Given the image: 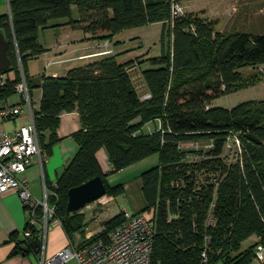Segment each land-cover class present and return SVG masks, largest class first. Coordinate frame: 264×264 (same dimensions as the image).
<instances>
[{"label":"trees","instance_id":"1","mask_svg":"<svg viewBox=\"0 0 264 264\" xmlns=\"http://www.w3.org/2000/svg\"><path fill=\"white\" fill-rule=\"evenodd\" d=\"M175 1L185 0H11V14L0 15V31L9 41L12 58L3 73L15 76L0 83V104L17 94L23 75L32 100L41 88L34 116L45 158L62 139L61 115L79 113L81 129L72 135L78 152L56 184L48 186L54 218L70 239L86 227L83 213L71 216L68 210L70 189L101 176L106 194L118 197L126 192L123 183L108 182L97 157L100 149L109 155L111 173L158 154L159 164L141 175L146 206L136 212L155 209L151 264H202L207 238L209 264H258L256 250L264 243V100L233 108L213 102L261 81L260 74L245 75L244 70L264 64V33H225L218 29V20L195 12L174 17ZM74 6L79 18L74 17ZM154 23H163L159 56L119 62L117 54H105L63 76L29 73V61L46 52L41 30L80 27L96 39L112 41L125 30ZM146 63L149 66L142 68ZM138 66L148 99L133 81L132 68ZM149 123L152 132L146 131ZM247 133L262 143L248 139ZM234 134L240 136L243 151L230 161L226 146ZM187 141H212L213 146L181 148ZM39 214H44L42 208ZM124 221L121 211L79 247L108 240ZM36 234L18 240L14 233L17 252L31 249ZM252 236L258 241L243 249Z\"/></svg>","mask_w":264,"mask_h":264},{"label":"crops","instance_id":"2","mask_svg":"<svg viewBox=\"0 0 264 264\" xmlns=\"http://www.w3.org/2000/svg\"><path fill=\"white\" fill-rule=\"evenodd\" d=\"M11 0H0V15L11 14ZM195 0H185L183 3L185 4L187 11L196 12L195 9ZM203 11V10H202ZM197 13V12H196ZM219 13L222 11H217L216 16L214 17L210 11H207L206 14H203V17H207L209 19L219 20ZM73 14L75 18H79V10L77 7H73ZM221 21V20H220ZM62 22V21H60ZM150 26H159V33L162 36L163 31V23H154L146 26V28H132L125 30L116 36L113 37L112 43L115 44L113 49L115 54H117V59L119 62H126L129 60H134L138 57H142V59L152 57L151 55V46L150 49H146L144 38H147V29ZM134 30V31H132ZM221 31L223 29H220ZM42 35H40V42L46 48V52L37 58H33L29 61L28 70L31 75H54V76H63L67 74L68 70L86 64L96 58L102 57L105 54H100V52L104 49L100 44L107 40H99L94 38L92 33L85 32L80 27H71V26H62L58 29H46L42 30ZM146 33V34H145ZM161 38V37H160ZM134 40V41H132ZM136 40V41H135ZM138 48H143L142 50ZM144 48L146 50H144ZM159 56V55H157ZM64 60L60 62H56L51 64L48 67L49 61H58ZM40 62V66H37V63ZM148 63L144 64L143 67H148ZM141 68L138 66V74L133 76V81L136 85V79L138 82L143 84L145 87V93L148 92L146 84L144 82ZM15 76V72H10L5 75V77H13ZM137 87V86H136ZM138 89V87H137ZM19 94V98L10 102V98L7 102H3L0 104V108L4 105H16V104H24V97L21 93ZM33 100L35 108L39 106L42 90L38 88L34 91ZM26 107V106H25ZM25 113L21 120H5L0 123V129L12 130L19 125L28 124V118L26 115L28 114V108L26 107ZM150 124L146 125V131L151 132ZM152 128L154 129V125L152 124ZM81 129V118L78 112H66L61 115V125L58 130L59 136L62 138L59 143L56 144L53 154L49 157H46L43 164L36 162L32 164L26 173L25 177L28 179L30 190L34 194L35 197L40 199L41 195H43V199H45L46 191L47 195H49V185L56 184L58 177L64 171L66 166L71 162L73 157L76 155L79 149V145L72 137L73 133L77 132ZM98 160L103 169V172L108 174L107 180L109 181L110 175L112 174V165L110 162L109 155L105 148H102L97 153ZM141 162V161H140ZM139 164L136 163L132 166ZM130 166V167H132ZM128 167V168H130ZM126 168V169H128ZM124 169V170H126ZM122 170V171H124ZM121 172V171H119ZM117 173V172H116ZM141 178V177H140ZM126 187V192L128 190V186L125 182H121ZM111 184V183H110ZM115 185V184H111ZM142 188V185H141ZM125 192V194H126ZM143 193V191H142ZM144 196V194H143ZM103 198L101 197L94 203L89 204L85 207L81 212L85 215V232H77L74 234L72 239L69 238L65 228L62 223L57 219H51L48 222V229L45 231L42 223H39L35 226V230L37 231V238L39 234L42 236L41 244L42 250L39 254H36L32 247L30 251H27V248H20L19 252H17L18 242L12 240V235L14 233L18 234V240L26 239L25 231L29 224V214L23 205V202L20 198L18 192L14 189H9L5 192L0 193V264H42L43 260H48L53 257L58 251L63 249L64 247L71 244V242L77 246H79L84 239H88L96 233L90 232L88 230L89 222L94 218V208L95 204L102 205L104 207ZM94 208V209H93ZM128 208L124 206L121 211ZM143 208L138 210L140 212ZM119 212V213H120ZM136 213V212H135ZM118 214V213H117ZM116 214V215H117ZM108 220V219H107ZM107 220L102 221L103 223ZM103 229V228H102ZM101 229V230H102ZM34 230V231H35ZM100 230V231H101ZM99 232V231H98ZM97 232V233H98ZM35 238V239H37ZM256 240L258 239L255 237ZM26 254L22 253V250ZM47 264V263H45ZM67 264H79L77 259H72Z\"/></svg>","mask_w":264,"mask_h":264},{"label":"built area","instance_id":"3","mask_svg":"<svg viewBox=\"0 0 264 264\" xmlns=\"http://www.w3.org/2000/svg\"><path fill=\"white\" fill-rule=\"evenodd\" d=\"M184 13L183 5L175 1L173 16ZM107 46L110 47L108 41L106 42ZM112 51L113 49L108 48V50L101 51L100 54H110ZM56 62L50 61L48 67ZM5 79V74L0 73L1 85L5 84ZM17 91L23 95L24 104H6L0 108V123L5 120H21L26 107L28 108L26 117L29 121L28 124H21L12 130L0 129V193L9 189L18 192L30 217V228L25 231V237H32L35 226L42 223L45 231H47L48 222L57 218H54L55 207L50 206L48 203L47 191L45 199L35 197L30 190L28 179L24 175L32 164L38 162L42 165L45 156L35 124V105L24 75L22 81L17 85ZM150 97V94H146L142 98L148 99ZM159 127H161V124ZM232 142L234 143L233 146L230 145ZM194 143L200 144L199 141H187L181 143L180 147L199 150L213 146L211 141L205 145H197V148H194L192 146ZM226 147V154L229 148L233 150L232 155L241 154L243 143L240 136L238 134L230 136ZM230 161H233V159ZM40 208L44 211L42 216L39 214ZM123 212L125 221L110 233L108 240L99 239L83 247L69 244L53 257L43 260L42 264H67L72 259H77L79 264H151L156 236L153 220L155 209L152 212L146 211L143 213H133L124 209ZM57 220L61 222L59 219ZM37 239L41 241L42 236L39 234ZM206 240L207 244L201 255L202 264H209L210 239L207 238ZM256 255L258 264L264 263V243L258 245Z\"/></svg>","mask_w":264,"mask_h":264},{"label":"rangeland","instance_id":"4","mask_svg":"<svg viewBox=\"0 0 264 264\" xmlns=\"http://www.w3.org/2000/svg\"><path fill=\"white\" fill-rule=\"evenodd\" d=\"M194 3L195 9L197 10L196 12L200 15L206 14L207 11H210L215 17L217 11H222V13H217L218 15H220V18L218 20V29H223L222 31L225 33L238 30L251 31L253 33H264V0H195ZM182 5L186 12L188 8H186L184 3H182ZM142 28H146V26ZM41 31L40 35H42ZM145 31H147L148 34L147 38H144V41H146V49H150L151 46V55H160L162 53L163 47L162 39L160 38L161 36L159 33V26H150L145 29ZM107 41L108 43H110V47H106ZM107 41H104L102 42V44H100L101 47L104 48L102 51L106 49L108 50V48L113 49V46L115 44H113L110 40ZM138 49L142 50L143 48ZM146 49L144 48V50ZM114 53L115 51L113 49L110 54ZM60 61L64 60H58L57 62ZM39 63L40 62L37 63V66H40ZM134 68L132 70L133 76H135V74H138V68ZM244 72L245 75L258 73L262 76V79L255 86L244 88L216 99L213 102L215 106L233 108L246 101L264 100V64L256 68H246ZM136 86L138 87V90L141 95H143V97L148 94L147 92L145 93V87L143 86V84L138 82L137 79ZM19 97L20 96L18 93L15 94L13 98H10V102L18 99ZM149 124L151 125L150 131L152 132L154 130L152 128V123ZM206 143L207 142L201 141L200 144L194 143V145L192 146H194V148H197V145H205ZM233 144L234 143L232 142L230 145L233 146ZM232 151L233 150L229 148L227 154H229L231 160H234L236 158V155H232ZM159 162V155L155 154L151 157L142 160L141 162H139V164L132 166L124 171L112 173L109 178L111 184L117 185L121 182H125L129 188L126 194H123L118 197H114L109 194L104 195L103 208H100L102 207V205L98 204H95V206H93L94 208L96 207V209L93 214L94 218L91 219V221L89 222L88 230H90V232L97 233L103 228L102 221L107 219L109 220L110 218L115 216L117 213L120 212V210H122L124 206H126L128 210L133 213L137 212L141 208H144L146 206V201L142 193V179L140 177L144 171L154 166H157ZM42 198L43 195H41L40 199ZM149 211L152 212V210ZM255 237L256 236H252L251 238L246 240L243 243V249L249 247L251 244L258 241V239L256 240Z\"/></svg>","mask_w":264,"mask_h":264},{"label":"water","instance_id":"5","mask_svg":"<svg viewBox=\"0 0 264 264\" xmlns=\"http://www.w3.org/2000/svg\"><path fill=\"white\" fill-rule=\"evenodd\" d=\"M12 64V58L9 55V41L3 31H0V73L7 70ZM246 137L257 143H262V140L251 133H247ZM107 186L103 177L97 176L80 186L73 187L69 191L68 210L71 216H75L81 212L89 204L97 201L106 195ZM31 247L36 254L42 250V244L38 239L31 242ZM30 251V249H27Z\"/></svg>","mask_w":264,"mask_h":264}]
</instances>
